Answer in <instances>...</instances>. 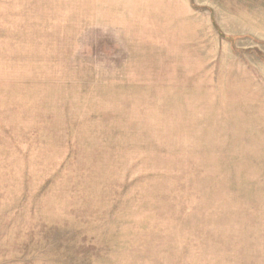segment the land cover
I'll list each match as a JSON object with an SVG mask.
<instances>
[{
    "label": "rangeland",
    "instance_id": "rangeland-1",
    "mask_svg": "<svg viewBox=\"0 0 264 264\" xmlns=\"http://www.w3.org/2000/svg\"><path fill=\"white\" fill-rule=\"evenodd\" d=\"M0 264H264V0H0Z\"/></svg>",
    "mask_w": 264,
    "mask_h": 264
}]
</instances>
